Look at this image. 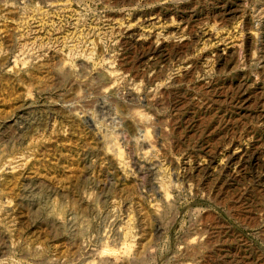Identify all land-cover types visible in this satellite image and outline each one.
Wrapping results in <instances>:
<instances>
[{"label": "rangeland", "instance_id": "1", "mask_svg": "<svg viewBox=\"0 0 264 264\" xmlns=\"http://www.w3.org/2000/svg\"><path fill=\"white\" fill-rule=\"evenodd\" d=\"M0 264H264V0H0Z\"/></svg>", "mask_w": 264, "mask_h": 264}, {"label": "bare ground", "instance_id": "2", "mask_svg": "<svg viewBox=\"0 0 264 264\" xmlns=\"http://www.w3.org/2000/svg\"><path fill=\"white\" fill-rule=\"evenodd\" d=\"M219 10V9H218ZM170 13V12H169ZM155 19V18H154ZM160 49V48H159ZM38 104V103H37ZM45 105V104H44ZM51 105V104H50ZM39 105H32V103L31 102H29L28 103V105H26L25 107H24V109L26 110V111H28V110H30V109H33V108H35V107H38ZM20 114V113H19ZM29 117V116H28ZM17 119V118H16ZM28 119V118H27ZM3 125H5V124H3ZM27 125V124H26ZM31 126V125H30ZM27 129V128H26ZM26 134V133H25ZM24 136V135H23ZM246 157V156H245ZM17 178V177H16ZM15 177H13V179H10V181L8 182V183H10V184H12V185H16L17 184V179H16Z\"/></svg>", "mask_w": 264, "mask_h": 264}]
</instances>
